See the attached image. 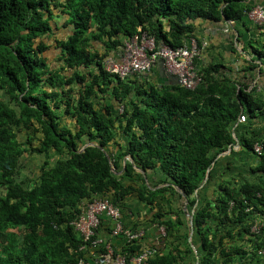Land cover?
<instances>
[{
	"label": "trees",
	"instance_id": "trees-1",
	"mask_svg": "<svg viewBox=\"0 0 264 264\" xmlns=\"http://www.w3.org/2000/svg\"><path fill=\"white\" fill-rule=\"evenodd\" d=\"M254 6L0 0V264H76L84 243L71 222L94 199L119 208L125 228L163 227L145 264H264V99L219 64L197 69L202 81L194 90L142 82L141 73L121 79L104 68L139 30L176 49L194 38L192 21L244 22ZM56 12L72 30L50 67L44 39ZM92 39L103 42V53ZM251 51L264 60V44ZM25 154L44 159L32 178L22 176ZM181 199L192 215L191 243ZM101 227L110 235L108 221L98 234ZM144 238L119 237L115 252L129 260L147 247Z\"/></svg>",
	"mask_w": 264,
	"mask_h": 264
},
{
	"label": "built area",
	"instance_id": "built-area-1",
	"mask_svg": "<svg viewBox=\"0 0 264 264\" xmlns=\"http://www.w3.org/2000/svg\"><path fill=\"white\" fill-rule=\"evenodd\" d=\"M247 17L254 24L264 27V10L261 7H253L247 13ZM199 55L200 47L194 38H189L182 47L172 49L163 43L156 45L154 36L139 30L135 36L124 41L116 57H107L104 60V68L107 72L123 79L135 73L145 74L155 66L158 60H161L164 71L175 77L178 85L187 90H194L202 81L195 63ZM245 121L244 115L238 117L239 123ZM253 149L259 153L261 145L256 143ZM80 207L79 215L71 222L74 231L84 243L80 247L84 257L76 264H145L148 258L155 254L153 248L144 247L128 260L123 254L115 252V247L110 240L100 237L98 230L100 223L104 220L111 224L110 236L121 237L125 243L140 240L145 235L144 229L133 231L125 228L119 208L107 199L83 202ZM258 228L259 224H256L251 231L257 232ZM158 234L164 236L163 227L158 228ZM87 244L90 246H86ZM88 251L90 255L86 258L85 254ZM261 254H264V251Z\"/></svg>",
	"mask_w": 264,
	"mask_h": 264
},
{
	"label": "crops",
	"instance_id": "crops-1",
	"mask_svg": "<svg viewBox=\"0 0 264 264\" xmlns=\"http://www.w3.org/2000/svg\"><path fill=\"white\" fill-rule=\"evenodd\" d=\"M248 1L264 10V0ZM55 14L57 16L58 12ZM65 21L66 17H62L61 15L57 16V18L51 22V34L48 38L44 39L45 43L48 45V49L44 52V57H46L50 67H57L59 64L58 42L71 34L72 27L66 26ZM165 24L167 25V22ZM192 24L194 27L193 37L200 44V55L196 61V68L202 70L213 64L222 65L223 68L221 71L223 75L248 85V89L255 88L257 94L264 99V60L258 58L256 54L251 51L253 47L260 49L264 44V27L254 24L247 16L244 22L232 23L223 20L214 22L196 19L192 21ZM188 39L189 38H186L184 43H187ZM249 43L252 44V48ZM92 45L99 53L104 52L102 41L92 39ZM116 53L117 51H112L108 57H116ZM249 65H254V68L247 70ZM138 78L139 81L152 83L154 85H173L176 82L175 77L168 75L164 71L160 60L157 61L149 72L138 76ZM111 102L117 107V102L114 100H111ZM263 125L264 123H261V126ZM126 160L129 161L128 157L125 158V161ZM179 204L186 214V212H188L187 209L184 210L186 201L181 199ZM146 215V210L141 209L139 217L148 218L149 216ZM130 217H132V214ZM132 220L135 221V219ZM140 227L145 231V238L143 237L145 246L152 247L159 242L160 235L158 234V230L148 224H143ZM99 235L105 240H110L113 245L117 247L120 246L121 241L119 237L112 238L107 231L105 232V227L100 228ZM89 255L90 252L88 251L85 257L87 258Z\"/></svg>",
	"mask_w": 264,
	"mask_h": 264
},
{
	"label": "rangeland",
	"instance_id": "rangeland-1",
	"mask_svg": "<svg viewBox=\"0 0 264 264\" xmlns=\"http://www.w3.org/2000/svg\"><path fill=\"white\" fill-rule=\"evenodd\" d=\"M67 123H69L67 121ZM43 157L42 156H36V155H27L25 154L24 158H22V165L23 166V175L22 176H29L32 178L33 176L37 175L39 172V167L43 163Z\"/></svg>",
	"mask_w": 264,
	"mask_h": 264
},
{
	"label": "water",
	"instance_id": "water-1",
	"mask_svg": "<svg viewBox=\"0 0 264 264\" xmlns=\"http://www.w3.org/2000/svg\"><path fill=\"white\" fill-rule=\"evenodd\" d=\"M160 62L162 63L161 60H160ZM174 84H177V85H178L177 80H176V82H175ZM87 146H88V145L83 146V149H82V150H84ZM90 146H93V145L91 144ZM238 147H239V145H238V143H236V146H235L233 149H237ZM230 150H231V149L228 148V150H227L225 153H222V154L218 155L217 158H218V157H221V156H224V155H226V154H229V153H230ZM128 159H129V158H128ZM129 161H130V159H129ZM125 162H126V161H125V159H124L123 164H125ZM138 171L144 176V174H143L142 171H140V170H138ZM175 189H176V191H177L178 193H180V194L184 197V194L182 193V191H181L178 187H176ZM184 210H186V204H185ZM187 217H188V225H189V228H190L188 241H189V243H191V237H192V234H193L192 215H191V213H190V214H187ZM191 247H192L193 251L196 252V248H195L192 244H191ZM196 264H198V262H196Z\"/></svg>",
	"mask_w": 264,
	"mask_h": 264
},
{
	"label": "clouds",
	"instance_id": "clouds-1",
	"mask_svg": "<svg viewBox=\"0 0 264 264\" xmlns=\"http://www.w3.org/2000/svg\"><path fill=\"white\" fill-rule=\"evenodd\" d=\"M234 147H235V146H234ZM234 147H233V148H234ZM186 216H187V214H186ZM187 218H188V217H187Z\"/></svg>",
	"mask_w": 264,
	"mask_h": 264
}]
</instances>
